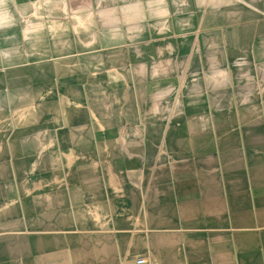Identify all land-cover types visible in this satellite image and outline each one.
<instances>
[{"label":"crops","instance_id":"obj_1","mask_svg":"<svg viewBox=\"0 0 264 264\" xmlns=\"http://www.w3.org/2000/svg\"><path fill=\"white\" fill-rule=\"evenodd\" d=\"M90 1L77 15L94 22L78 19L77 43L109 32L110 76L99 78L110 90L60 87L14 135L0 126V264H264V177H246L264 176V119L141 117L165 95H189L179 110L193 115L257 94L264 0ZM73 67L48 68V79ZM35 86L25 101L48 94Z\"/></svg>","mask_w":264,"mask_h":264},{"label":"rangeland","instance_id":"obj_2","mask_svg":"<svg viewBox=\"0 0 264 264\" xmlns=\"http://www.w3.org/2000/svg\"><path fill=\"white\" fill-rule=\"evenodd\" d=\"M91 2L90 0H5V9H6V23L8 24L7 28V46L0 47V126L5 129L7 135H14L19 127L17 118L21 117L28 118L32 111V107L46 108L55 102L58 94L57 90L61 87V90L66 91V89L71 88V93L73 90L78 89H92L96 86V83H103V86L110 90V83L108 79H101L100 76H110L109 65L105 63L110 55V48L102 46L100 40H104L109 32L100 31L96 33L95 31L86 32V46L78 45L79 39L83 40L84 35L82 30L78 29L79 20L81 16L77 15L79 7L86 5ZM83 4V5H82ZM1 4V9H2ZM20 7L23 8L24 12L21 13ZM50 8V15H45L46 9ZM56 8H66L65 15L54 14L52 10ZM28 9V10H27ZM17 10V11H16ZM16 11V12H15ZM54 11V10H53ZM92 16H82L81 18L86 22H94L93 19H90ZM85 22V23H86ZM87 23V24H89ZM50 25V39L47 35V27ZM45 28V31H44ZM40 31V32H39ZM47 31V32H46ZM39 33L41 39L37 46L30 47V38L36 36ZM46 36V37H45ZM14 40V41H11ZM4 42L3 40H0ZM12 42V44H10ZM13 42L18 43V47L14 46ZM50 42V43H49ZM50 44L48 48L47 44ZM66 46H62V44ZM49 50V52H48ZM16 55V57H14ZM262 63L254 64L259 70H256L257 73H264V53L262 54ZM14 57V58H13ZM33 57V58H32ZM81 58V59H80ZM13 59L15 61L10 62L9 60ZM8 60V61H5ZM73 68H77L79 73H73L70 75V78L58 79L56 77H50L47 72L48 68L54 70L56 66L61 65L62 63H68ZM242 64L243 68L245 67V72L250 71V65L244 58L238 60ZM108 65V66H107ZM80 66V67H79ZM43 71V72H42ZM87 71V78H84V73ZM90 71V73H89ZM80 72H84L80 74ZM244 72V73H245ZM96 73V75H95ZM91 74L93 77H88ZM32 76V78H31ZM94 76H97L94 78ZM34 78V80H33ZM246 84L250 82V79H245ZM258 89L257 94L250 95V99L239 101L238 98L233 96V104L230 111L226 113L222 109L215 110L208 114L200 110L195 112L193 115L188 111H181L179 107L188 105L189 95H165V97L159 101L156 100L153 102V110L149 113L148 111L144 112L141 117H159L165 119H178V118H249V119H264V74L262 78H257ZM40 84L38 87L35 86ZM32 85L35 86L36 92L45 93L40 96L34 102H30L31 98L27 97L24 100L21 96L22 93L31 92ZM63 88V89H62ZM23 91V92H22ZM51 91V92H50ZM50 93V94H49ZM30 96V95H29ZM247 97V96H246ZM245 97V98H246ZM40 98V100H39ZM54 98V99H53ZM120 98H122L120 96ZM2 99L4 100L2 103ZM126 99V96H124ZM237 99V100H236ZM134 101L135 97H134ZM77 105V104H73ZM82 106V105H81ZM126 107V106H125ZM72 112L78 109L77 106H72ZM35 110V109H34ZM76 114L77 111L75 112ZM122 111H119L121 114ZM193 113V112H192ZM23 114V116H21ZM41 114V112L39 113ZM73 114V113H72ZM71 114V115H72ZM17 115V116H16ZM50 115V112H49ZM122 115V114H121ZM191 115V116H190ZM49 116H43L40 119V123L46 122ZM45 119V120H44ZM108 129V128H107ZM144 128H134L135 133L142 131ZM147 129V128H146ZM174 128L167 127L166 130L171 131ZM179 129V128H178ZM184 130L185 128H181ZM50 130H56V127H50ZM109 130V129H108ZM124 130L126 128L124 127ZM169 131L167 133H169ZM142 133V132H141ZM123 134L128 135L125 131ZM248 181H256L254 177H264V176H246Z\"/></svg>","mask_w":264,"mask_h":264},{"label":"built area","instance_id":"obj_3","mask_svg":"<svg viewBox=\"0 0 264 264\" xmlns=\"http://www.w3.org/2000/svg\"><path fill=\"white\" fill-rule=\"evenodd\" d=\"M144 262V260H139L138 264H142Z\"/></svg>","mask_w":264,"mask_h":264}]
</instances>
